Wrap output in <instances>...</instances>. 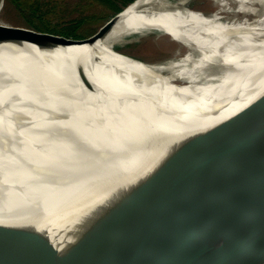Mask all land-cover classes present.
I'll use <instances>...</instances> for the list:
<instances>
[{
  "label": "water",
  "instance_id": "obj_1",
  "mask_svg": "<svg viewBox=\"0 0 264 264\" xmlns=\"http://www.w3.org/2000/svg\"><path fill=\"white\" fill-rule=\"evenodd\" d=\"M136 1L89 37L0 23V44H32L39 49L94 45L114 29ZM83 51L77 61L88 67L95 58ZM107 69L99 72L126 79L119 70ZM146 73L156 75L150 70ZM157 77L165 81L163 76ZM24 80L30 81L19 76L8 95L21 90L20 97L41 108L27 115H36L41 123L50 115H58V121L68 118L82 133L72 137L58 129L46 135L42 126L41 136L31 139L0 124L6 136L20 138L19 149L24 156L21 161L7 162L0 174V264H264V95L219 121L187 131L184 127L191 122L214 113L188 108L171 117L160 109L129 114L74 112L49 101L32 82L22 85ZM24 121L29 123L30 118L24 116ZM63 141L117 154L146 156L165 151L155 168L161 180L152 181L157 190L148 195V184L134 189L127 198L101 202L94 208L95 214H87L92 219L82 223L79 230L74 224L46 233L24 229L10 215L8 198L39 184L33 181L40 174L17 177L10 169L23 167L32 156ZM89 229L90 238L69 245L51 240L52 236L78 238Z\"/></svg>",
  "mask_w": 264,
  "mask_h": 264
},
{
  "label": "bare ground",
  "instance_id": "obj_2",
  "mask_svg": "<svg viewBox=\"0 0 264 264\" xmlns=\"http://www.w3.org/2000/svg\"><path fill=\"white\" fill-rule=\"evenodd\" d=\"M185 1L138 0L122 14L114 29L94 45L39 49L32 44L23 47L0 44L2 127L19 130L31 139L41 136L42 126L46 135L58 129L72 137L82 133L68 118L58 121V115L46 114L48 119L41 123L36 115H27L41 108L25 96L20 97L21 90L12 97L8 95L19 76L30 80H24L22 85L32 82L49 101L74 112L129 114L160 109L171 117L188 108L214 113L191 122L184 127L187 131L219 121L261 98L264 95V0H214L220 10L213 13L194 10ZM232 1L237 4L235 13L230 5ZM2 4L3 0L0 8ZM155 32L169 35L187 47L188 52L179 59L162 63L134 59L133 64L126 66L114 59L118 42L132 35ZM81 50L95 58L88 67L77 61L83 55L79 54ZM107 68L119 70L126 79L99 72ZM147 70L163 76L165 81L148 75ZM24 116L30 118L29 123L24 121ZM0 132L1 174L7 162L21 161L24 156L19 149L20 138L6 136L2 128ZM164 154L165 151L146 156L117 154L84 143L63 141L60 146L32 156L23 167L10 169L17 177L40 174L33 181L39 184L9 196L10 215L26 230L36 228L46 233L61 229L60 225L72 224L79 230L82 223L92 219L87 214H95L101 202L118 196L127 198L128 193L148 184V195L155 192L157 187L152 181L161 180L155 168ZM91 231L78 238L52 236L51 240L67 241L61 245H69L90 238Z\"/></svg>",
  "mask_w": 264,
  "mask_h": 264
},
{
  "label": "rangeland",
  "instance_id": "obj_3",
  "mask_svg": "<svg viewBox=\"0 0 264 264\" xmlns=\"http://www.w3.org/2000/svg\"><path fill=\"white\" fill-rule=\"evenodd\" d=\"M214 2V0L185 1L190 8L206 13L220 10L217 2ZM155 3L159 4V2ZM231 3L233 13H235L237 4L235 1ZM36 4H40L43 11L34 16L32 6ZM118 4L121 7L124 6L122 0H119ZM115 13L114 9L97 0H20L19 3H14L12 0H3L2 7L0 8V23L6 26L27 29H35L34 26L37 25L36 27L40 29L39 31H49L62 35L60 32L57 33L58 31L47 30L44 25L49 23L52 26L58 25V28H60L80 22L81 25L77 29V35L85 38L97 32ZM41 17L45 19V23H42L43 19ZM252 18L248 17L251 21L254 20ZM31 20H33L34 24ZM116 46L117 50L121 53L116 51L114 59L126 66L133 64L134 59L131 57L148 62L162 63L179 59L188 52L187 47L174 41L169 35L156 32L126 37L118 42ZM122 53L131 57H126ZM154 76L159 75L156 74ZM156 78L160 79L159 77Z\"/></svg>",
  "mask_w": 264,
  "mask_h": 264
},
{
  "label": "trees",
  "instance_id": "obj_4",
  "mask_svg": "<svg viewBox=\"0 0 264 264\" xmlns=\"http://www.w3.org/2000/svg\"><path fill=\"white\" fill-rule=\"evenodd\" d=\"M14 3H19L20 0H12ZM98 2L100 3H103L105 5H108L109 7H111L112 9H114V11L117 13L119 11H121L123 9L124 6L128 5L129 3L133 2L134 0H122L123 3H124V6L121 7L118 3H119V0H97ZM42 6L40 4H36V5H33L32 6V12L34 14V16H37L38 13L42 12ZM43 19L42 23H45V19L43 17H41ZM31 22L33 23V20H31ZM34 24V23H33ZM80 22L78 23H72L71 25H68V26H63V27H60L58 28V25H51V24H45V28L47 30H55V31H58L57 33H61L62 35L64 36H72L74 38H84V37H80L79 35H77V29L79 28L80 26ZM37 26V25H36ZM35 27L36 30H40V29H37V27ZM46 32H49V31H46ZM51 33H54V32H51Z\"/></svg>",
  "mask_w": 264,
  "mask_h": 264
}]
</instances>
